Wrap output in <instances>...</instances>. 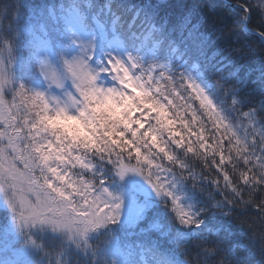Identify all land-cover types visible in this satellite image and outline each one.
<instances>
[{"label": "trees", "instance_id": "obj_1", "mask_svg": "<svg viewBox=\"0 0 264 264\" xmlns=\"http://www.w3.org/2000/svg\"><path fill=\"white\" fill-rule=\"evenodd\" d=\"M84 3L91 6L86 8ZM257 4H264V0H81L80 8L86 29L105 42L101 45L113 38L119 39L130 53L140 58L149 56V61L158 65L167 64L164 67L185 73L206 91L214 89L212 77L206 71L207 66H212L216 79H222L236 90L239 105L234 121L243 136L248 120L242 112L255 109L257 119L264 116V39L249 30L264 34V17ZM71 12L72 0H0V67L10 69L14 87L25 83L39 92L36 82L42 80L43 64L40 42L47 36L55 37L56 27L65 24ZM6 52L10 55L6 56ZM9 97L10 92L6 94V98ZM39 111L35 108L36 115ZM26 112L25 105H21L19 113L25 116ZM259 122L264 123V120ZM252 123L259 127L257 121ZM246 131L251 133V127ZM224 136L221 131L217 139L226 149L228 141ZM253 138L255 149L250 144L245 154L252 159L247 164L243 158L234 160L236 171L229 164H221L223 152L216 157L215 165L208 161L207 170L199 161L194 163L201 174L200 184L205 183L204 177L223 180V173H228L232 182L242 189L240 196L226 193L232 203L214 193L222 203L213 207L212 201L191 189L190 181L183 190L177 186L176 195L188 213L186 220H191L189 204L205 209L200 213L203 222L198 226L193 222L181 224L176 213L169 211L157 194H142L138 183L132 185L131 174L110 184L121 201L117 222L85 237L84 241L74 230V238L73 235L58 238L41 232L40 227L31 230L36 238L32 260L26 256L16 260H26L25 264H183V261L186 264H264L261 247L264 195L257 191L250 196L251 188L240 181V170L250 178L264 162L260 137L253 133L248 140ZM40 150L46 156L52 154L57 161L66 159L60 157L52 141H45ZM53 170L72 188L76 186L71 180L81 178L66 175L63 166ZM112 179H106V184ZM49 184L55 181L50 179ZM251 187L264 188V184ZM63 195L69 197L67 192ZM5 200V194L0 192V227L4 226L5 217L9 219L2 205ZM150 222L158 226L147 230ZM104 232L112 238L108 240V236L100 235ZM20 244L12 246L15 249L26 247Z\"/></svg>", "mask_w": 264, "mask_h": 264}, {"label": "clouds", "instance_id": "obj_2", "mask_svg": "<svg viewBox=\"0 0 264 264\" xmlns=\"http://www.w3.org/2000/svg\"><path fill=\"white\" fill-rule=\"evenodd\" d=\"M261 15L264 17V8ZM8 55L10 53L6 52ZM83 55L90 74L87 80L82 81L68 74L64 86L55 96H44L42 102L37 101L40 109L38 116L35 108L29 107L31 103H25L26 115L33 123L39 117L43 119L38 123L39 139L31 138L32 142L21 140L38 181L42 183L45 179H53L56 186L67 192L69 197H75L59 198L69 213L72 205L93 210L101 205L103 208L112 205L115 211L114 205L119 202V196L110 189V184L122 180L127 173L138 174L155 194L157 189L154 185L160 186L157 196L174 214L173 197L177 198L182 208L184 205L176 195L177 186L183 190L189 181L191 189L212 201L213 207L222 203L214 193L228 200V203H232V200L228 199L227 192L234 196L241 195L242 189L232 182L227 172L223 173V180L207 176L203 178L205 183L200 184L201 174L194 163L199 161L207 170L208 161L215 165L216 157L223 152L225 155L221 164L231 165L234 171V160L243 158L247 164L252 159L250 155H245L249 145L254 150L256 144L254 138L248 140L250 135L254 133L260 137L259 145L264 151V123L259 122L264 120V116L257 119L256 110L250 109L245 135L241 136L240 127L234 121L239 105L236 90L222 79L217 80L212 66H207L206 71L212 77L214 89H203L214 103L202 106L191 93V85H188L190 77L183 72L162 68L155 62H145L139 57L129 60V56L111 55L93 61L90 54ZM3 70L7 77L3 88L4 98L8 92L11 93V100L6 99L8 102H19L16 93L21 85L28 96L37 92L25 83L14 87L10 69L4 67ZM217 106L223 119L216 117ZM253 121H257L259 127L253 126ZM61 125L70 126V130ZM248 127H251V133L246 131ZM221 131L228 141L226 149L217 139ZM57 137L64 148L71 149L61 153L67 157L65 160L57 161L52 154L46 156L40 150L41 144L45 141L55 142ZM73 152H76L75 156ZM261 159L264 160V157ZM61 166L66 170V175L81 177L71 180L75 188L70 187L68 181L60 179L59 173L52 171L54 167ZM73 168L79 171L73 172ZM109 177L113 179L106 184ZM240 181L249 185L250 196L257 191L264 195V188L251 187L253 184H264V162L250 178L240 170ZM52 195L57 194L53 192ZM189 211L194 224L198 226L203 222L200 213L205 211L204 208L197 209L195 203H191ZM261 247L264 249V241ZM183 264L186 262L183 261Z\"/></svg>", "mask_w": 264, "mask_h": 264}, {"label": "snow or ice", "instance_id": "obj_3", "mask_svg": "<svg viewBox=\"0 0 264 264\" xmlns=\"http://www.w3.org/2000/svg\"><path fill=\"white\" fill-rule=\"evenodd\" d=\"M80 5L81 0H72L73 21L77 20V17L81 20L84 17V12L81 11ZM84 5L86 8L91 6L90 3H84ZM257 8H264V4H257ZM81 53V56L73 57L71 60H63V77L46 61L41 65L40 74L45 80L49 81V87L54 84L56 87L62 88L64 86V79L68 74L82 81L89 78L90 74L83 54H90L93 59L95 49L89 44L82 48ZM108 56H111V53L105 55V57ZM132 59V56L129 55V60ZM160 67L163 68L164 66L160 65ZM6 83L7 77L3 68L0 67V192L5 194L9 207L13 212L17 213L19 220L23 221L26 225L29 223L33 225L37 223H51L54 225L63 222L75 223L80 234L84 237H87L90 232H98L100 229H106L110 224L117 222L120 218V197L117 198L119 202L114 205L115 211H113L112 205H109L107 208H103V205L100 207L94 206L95 210L72 205V211L69 213L59 201V198L67 199L63 195V189L57 187L56 184L50 185V179H45L42 183L38 181L29 163L30 157L25 150L24 144L21 143L22 138H35L34 134H30L29 137L22 135L25 128L28 127L29 118L25 115L23 119H20L18 124H14L13 121L18 119L21 105L29 102L34 108H38L37 101L42 102L44 94L36 92L28 96L25 94L24 86L21 85L20 90L16 93V96L20 100L19 102L14 100L10 108L9 102L4 98L3 93ZM188 85H191L192 95L199 100L202 106L214 103L207 92L194 80L188 78ZM233 103L235 104V100ZM12 109H15V111H12ZM241 114L247 118L250 113L242 112ZM9 116H11V119H9ZM216 117L218 120L223 119V114L220 112L218 106ZM123 175L124 172L121 173V176ZM60 179H63V177L61 176ZM154 187H156L157 195H159L160 186L154 185ZM45 188L48 191H44ZM53 192L57 195H52ZM167 195L171 196L172 194L167 193ZM172 203L176 218L181 224L193 222L192 220L185 219L188 213L177 202V198L173 197ZM101 208H103V211H101ZM157 226L155 222H150L147 230ZM100 235L108 236V240L112 238L108 232L101 233Z\"/></svg>", "mask_w": 264, "mask_h": 264}, {"label": "rangeland", "instance_id": "obj_4", "mask_svg": "<svg viewBox=\"0 0 264 264\" xmlns=\"http://www.w3.org/2000/svg\"><path fill=\"white\" fill-rule=\"evenodd\" d=\"M72 16L73 12L69 13V15L66 17V20H64L65 24H58V27H56L55 37L50 38L47 36L43 40H41L40 38L41 54L43 57L42 62L44 63L46 61L48 64L53 66L61 75V77L64 76L63 60H71L73 59V57L78 56L81 53L82 48L89 44H91L95 49V56L93 57V61L102 59L108 53H111V55L113 56L119 55L125 58H127V56L129 55H131L132 57H138L137 55H132L131 53H129L126 48L120 44L121 42L116 40H113L111 43H109V45L106 44L107 46L101 45L105 44V42L98 39V37L94 36V34L90 33V31L85 28L83 19L81 20L79 17H77V20L73 21ZM54 47L56 48L57 53L55 52ZM97 53L99 55H96ZM149 58V56L141 57V59L145 60V62H149ZM165 65L167 64H164V66ZM48 83L49 81L45 80V78L42 76V80L36 82V87L39 92H42L44 94L45 97H47L48 95L55 96L61 89L56 87V85L54 84L49 87ZM9 100H11L10 97ZM11 103L12 102H9L10 108ZM12 111H15V109H12ZM24 117V115H21L19 113L18 119L14 120L13 123L18 124L20 122V119H23ZM9 119H11V116H9ZM42 119L43 117H39L37 122L33 123L29 118L28 127L25 128L24 133L22 134L25 137H29L30 134H34L35 138L39 139L40 132L38 131V123ZM61 126L66 127L70 130V126ZM27 140H29V142H32L30 138H28ZM52 143L56 145L58 152H60L58 153L60 157L63 156L61 155V153L71 151V149L64 148V146L60 144L59 137H57L56 141ZM72 155L75 156L76 152H73ZM131 174H133V183L131 182L132 185L138 183L140 185L141 191L147 183L142 180V177L135 173H127L125 174V177H129ZM2 205L3 208L8 210L5 212L8 214L10 221L9 219H7V217H5L4 226L0 227V264H25L26 260L16 259L21 258L22 256H26L30 260H32L30 256H32V245L36 244V238H34L31 232L35 229L33 228L31 223L26 225L21 220L20 222H18L19 218L17 216V213L12 211L7 203V200H5ZM37 228L41 229V232L50 233L58 238L71 235H73L72 237L74 238V230L78 234L79 238H81V241L85 240V237L80 234L75 223L63 222L58 225H54L51 223H39ZM96 233L97 231L91 232L90 237ZM34 235H36L35 232ZM18 242L21 243L20 245H25L26 247L15 249L12 245L14 243L19 244ZM27 264H30V262H27Z\"/></svg>", "mask_w": 264, "mask_h": 264}, {"label": "water", "instance_id": "obj_5", "mask_svg": "<svg viewBox=\"0 0 264 264\" xmlns=\"http://www.w3.org/2000/svg\"><path fill=\"white\" fill-rule=\"evenodd\" d=\"M231 5H235V3H230ZM256 33H258L263 39H264V34H262L261 32L259 31H255ZM144 191L145 192H149V191H152L151 188L147 185L145 188H144Z\"/></svg>", "mask_w": 264, "mask_h": 264}, {"label": "bare ground", "instance_id": "obj_6", "mask_svg": "<svg viewBox=\"0 0 264 264\" xmlns=\"http://www.w3.org/2000/svg\"><path fill=\"white\" fill-rule=\"evenodd\" d=\"M250 31H258V30H256V29H249ZM260 32V31H259Z\"/></svg>", "mask_w": 264, "mask_h": 264}]
</instances>
